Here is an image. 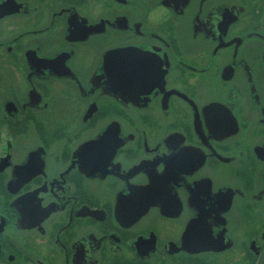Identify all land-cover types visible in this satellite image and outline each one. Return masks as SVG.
I'll return each mask as SVG.
<instances>
[{"label": "flooded vegetation", "instance_id": "af4514ba", "mask_svg": "<svg viewBox=\"0 0 264 264\" xmlns=\"http://www.w3.org/2000/svg\"><path fill=\"white\" fill-rule=\"evenodd\" d=\"M0 264H264V0H0Z\"/></svg>", "mask_w": 264, "mask_h": 264}]
</instances>
